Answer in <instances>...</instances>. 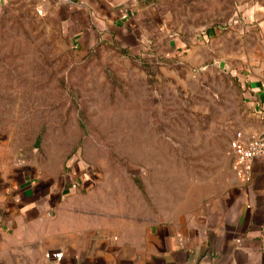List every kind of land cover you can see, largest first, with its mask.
<instances>
[{
  "label": "rangeland",
  "instance_id": "1",
  "mask_svg": "<svg viewBox=\"0 0 264 264\" xmlns=\"http://www.w3.org/2000/svg\"><path fill=\"white\" fill-rule=\"evenodd\" d=\"M59 11L0 0V185L63 166L93 174L112 212H196L245 121L238 78L264 82V0H157L133 42L91 49Z\"/></svg>",
  "mask_w": 264,
  "mask_h": 264
},
{
  "label": "crops",
  "instance_id": "2",
  "mask_svg": "<svg viewBox=\"0 0 264 264\" xmlns=\"http://www.w3.org/2000/svg\"><path fill=\"white\" fill-rule=\"evenodd\" d=\"M156 2L56 0L80 49L126 47L136 36V12ZM238 80L245 121L236 136L246 140L264 133V82ZM51 167L40 174L20 169L1 183L0 264H264L261 158L252 160L250 182H238L226 162L221 184L204 194L196 212L173 210L150 220L112 212L88 171ZM55 252L62 257L46 256Z\"/></svg>",
  "mask_w": 264,
  "mask_h": 264
},
{
  "label": "built area",
  "instance_id": "3",
  "mask_svg": "<svg viewBox=\"0 0 264 264\" xmlns=\"http://www.w3.org/2000/svg\"><path fill=\"white\" fill-rule=\"evenodd\" d=\"M231 170L240 183H248L252 178V160H264V133L254 135L246 140L236 138L230 145ZM62 252L46 253L47 257L60 259Z\"/></svg>",
  "mask_w": 264,
  "mask_h": 264
}]
</instances>
